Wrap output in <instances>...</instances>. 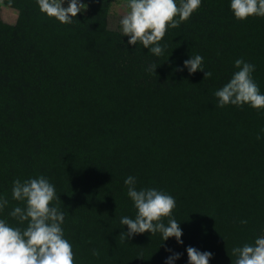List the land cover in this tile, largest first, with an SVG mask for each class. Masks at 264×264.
Here are the masks:
<instances>
[{
	"label": "trees",
	"instance_id": "16d2710c",
	"mask_svg": "<svg viewBox=\"0 0 264 264\" xmlns=\"http://www.w3.org/2000/svg\"><path fill=\"white\" fill-rule=\"evenodd\" d=\"M110 1L88 0L62 24L36 0H2L18 17H0V196L9 201L0 218L16 223L14 179L44 175L77 264H164L166 248L188 264V246L232 264L233 247L264 234V109L219 107L214 93L238 58L255 64L264 92V17L237 20L230 0H203L156 57L109 26ZM194 54L210 77L173 71ZM128 175L176 198L183 244L121 236L120 218L136 214Z\"/></svg>",
	"mask_w": 264,
	"mask_h": 264
},
{
	"label": "clouds",
	"instance_id": "9594fccd",
	"mask_svg": "<svg viewBox=\"0 0 264 264\" xmlns=\"http://www.w3.org/2000/svg\"><path fill=\"white\" fill-rule=\"evenodd\" d=\"M202 2L126 0L119 12V30L128 37L127 45L137 46L139 42L148 52L160 57L168 47L166 42L162 43L167 31L189 20ZM36 3L41 13L62 24H71L78 13L83 14L88 9L84 0H36ZM230 9L237 20L264 17V0H230ZM204 60L200 54L190 55L182 64H176L173 71L187 70L189 74L205 71ZM156 68L153 64L148 70L156 72ZM234 68L231 78L214 93L218 106L248 105L264 109V92L253 77L255 64L238 58L234 61ZM211 75L205 71V77ZM124 184L136 214L134 218L127 215L120 218V223L127 226L121 236L128 239L145 232L159 233L163 241L174 237L177 243L183 244V229L173 215L176 198L156 187L138 188L137 178L133 175H128ZM11 191L12 199L20 203L8 212L15 224L0 218V264H77L73 244L65 236V213L54 203L60 200L55 184L44 175L23 180L18 177L12 181ZM8 205V199L0 196V213ZM240 223L247 224L248 221L245 219ZM165 250L171 254L165 257L164 264H176L181 253ZM186 252L188 264H210L214 256L212 251L193 246H188ZM93 255L98 253L94 250ZM232 256L235 257L232 264H264V234L257 235L252 242L233 247Z\"/></svg>",
	"mask_w": 264,
	"mask_h": 264
},
{
	"label": "rangeland",
	"instance_id": "374dc122",
	"mask_svg": "<svg viewBox=\"0 0 264 264\" xmlns=\"http://www.w3.org/2000/svg\"><path fill=\"white\" fill-rule=\"evenodd\" d=\"M87 1L88 0H84L85 3H87ZM125 2L126 0H111L108 5V24L112 29H119V12L122 10V6ZM0 17L4 22L14 24L18 17V10L4 4L2 0H0Z\"/></svg>",
	"mask_w": 264,
	"mask_h": 264
}]
</instances>
